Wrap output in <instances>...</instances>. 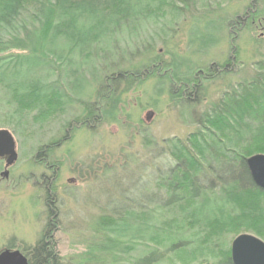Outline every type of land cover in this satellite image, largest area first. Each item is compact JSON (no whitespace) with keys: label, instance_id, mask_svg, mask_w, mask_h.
I'll list each match as a JSON object with an SVG mask.
<instances>
[{"label":"trees","instance_id":"trees-1","mask_svg":"<svg viewBox=\"0 0 264 264\" xmlns=\"http://www.w3.org/2000/svg\"><path fill=\"white\" fill-rule=\"evenodd\" d=\"M187 8L178 0H0V108L17 133L31 123L38 127L36 158L49 168L57 166L54 155L70 130L117 121L123 96L145 77L158 78L159 95L180 86L172 98L189 106L198 101L194 94L206 89L205 75L216 71L219 78L230 77L199 115L198 128L186 139L168 141L174 161L148 180L151 190L138 200L135 184L123 194L124 208H107L109 213L98 216L96 250L88 264H181L179 254L188 249L196 264H234L224 239L229 231L246 229L264 240V190L247 165L248 157L264 153V54L254 72L244 71L236 82L231 61L202 67L183 57L177 66L166 64L175 68V78L158 74L161 56L155 43L141 46V37L168 13ZM258 15L246 11L231 19L230 28ZM112 44L135 50L104 66L98 88L89 76L97 79L99 65L86 74L87 58L97 50L95 56L104 61ZM77 81L86 85L72 88L70 82ZM55 121L56 134L46 138V125ZM145 145H153L152 139L145 138ZM205 250L224 254L210 259ZM22 252L29 264H64L47 232Z\"/></svg>","mask_w":264,"mask_h":264},{"label":"rangeland","instance_id":"rangeland-1","mask_svg":"<svg viewBox=\"0 0 264 264\" xmlns=\"http://www.w3.org/2000/svg\"><path fill=\"white\" fill-rule=\"evenodd\" d=\"M178 1L188 7L183 14L168 13L149 26L141 37V46L153 42L161 56L162 67L158 74L170 73L175 78L174 67L166 64L171 61L176 65L183 57L193 66L202 67L231 61V78L235 82L244 71L254 72L258 66L255 62L264 54V0H255L254 5V0H191V6ZM246 11H259V15L230 28L231 19ZM210 41L215 43L206 46ZM106 50L104 61H99V55L95 56L97 50L87 58L86 74L93 73L94 67L99 65L94 72L96 77L101 76L104 66L109 68L119 62L122 55L134 51L135 47L112 44ZM141 61L142 58L135 64L140 65ZM212 72L210 76L205 75L209 77L206 89L194 94L198 101L191 106L187 101L172 98V93L180 92V86L172 90L166 87L159 95L158 78L145 77L123 96L117 121L104 119L92 124L91 128L83 126L73 132L70 130L69 139L54 155L57 166L53 168L36 158L38 139L34 131L38 127L31 123L17 133L0 108V129L13 133L19 153L17 162L9 168L8 178L1 176L6 161L0 158V251L11 244L22 251L36 244L47 232L51 233L64 264H88L96 250L93 241L94 230L100 225L98 216L102 212L109 213L107 208H124L127 201L123 194L133 190L135 184L134 194L138 200L143 192L151 190L148 180L157 178L160 171H165L174 161L168 141L186 139L194 132L201 112L226 88L230 77L219 78L216 71ZM89 77L97 81L96 86L100 83L101 77ZM84 83L70 82L72 88ZM201 84L204 85L202 79ZM57 129L58 121L52 122L46 125L43 134L46 138L52 137ZM145 138L152 139L153 145L146 146ZM105 167H113V171L104 173ZM47 194L52 195L49 201ZM47 203L56 210V220L51 219ZM245 230L234 229L225 235L226 250L231 252L232 241L238 234L253 233ZM191 252L189 249L181 252L179 262L196 264ZM205 253L210 259H220L224 254L219 250H205Z\"/></svg>","mask_w":264,"mask_h":264},{"label":"water","instance_id":"water-1","mask_svg":"<svg viewBox=\"0 0 264 264\" xmlns=\"http://www.w3.org/2000/svg\"><path fill=\"white\" fill-rule=\"evenodd\" d=\"M0 158H6L1 176L8 178L19 153L13 133L5 128L0 129ZM247 165L256 185L264 190V153L248 157ZM231 258L234 264H264V240L252 233L239 234L232 241ZM0 264H29V260L20 249L5 248L0 251Z\"/></svg>","mask_w":264,"mask_h":264},{"label":"flooded vegetation","instance_id":"flooded-vegetation-1","mask_svg":"<svg viewBox=\"0 0 264 264\" xmlns=\"http://www.w3.org/2000/svg\"><path fill=\"white\" fill-rule=\"evenodd\" d=\"M2 159H4L5 161H6V158H2ZM50 197H52V195H49V194H47V201H49L51 198ZM48 205H49V207H50V213H51V219H53V220H56L55 218L57 217V212H56V210L52 207V205L51 204H49V203H47ZM48 227L50 228L49 229V231L52 229V222L50 221L49 223H48ZM51 232V231H50ZM50 236H51V233H50ZM29 260V259H28Z\"/></svg>","mask_w":264,"mask_h":264}]
</instances>
